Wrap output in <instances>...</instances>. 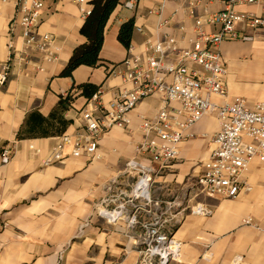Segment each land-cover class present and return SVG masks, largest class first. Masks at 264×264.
Instances as JSON below:
<instances>
[{"label": "crops", "instance_id": "1", "mask_svg": "<svg viewBox=\"0 0 264 264\" xmlns=\"http://www.w3.org/2000/svg\"><path fill=\"white\" fill-rule=\"evenodd\" d=\"M91 0H86L91 9ZM129 0L111 14L100 51L102 64L82 65L72 75L62 74L73 49L86 41L80 33L85 20L78 0H47L39 30L55 35L60 46L58 59L49 62L23 44L14 26L15 0H0V71L9 65L8 79L0 85V147L14 149L4 164L0 155V264H136L140 227L132 230L127 219L109 223L97 213L110 181L128 193L135 173L126 174V162L136 156L142 140L140 115L151 116L160 108L158 95L147 97L129 114L127 128L114 126L99 140L97 154L72 155L73 145L64 144L62 160L52 157L63 135H73L84 125L82 110L88 99L81 85L91 83L106 90L110 99L121 77L112 73L130 53L141 52L147 40L162 33L178 34L189 1H199V10L214 11L221 3L209 0H167L160 17L154 10L162 0ZM176 15L173 16V13ZM133 18L130 49L119 40L122 23ZM160 20L167 21L159 29ZM210 29V28H209ZM13 45V46H11ZM228 73L229 94L244 97L249 105L264 101V30L252 41L229 40L221 46ZM41 67L42 69H38ZM97 88V89H98ZM71 96L66 108L61 98ZM219 128L218 119L206 116L187 133L196 136L183 142L178 159L156 177L153 197L159 208L174 198L183 206L174 209L173 233L182 243L179 260L169 264H264V163L254 161L245 173L251 186L235 198L200 194L191 201L201 164L211 153L203 135ZM52 159V158H51ZM204 203L210 213L193 215L188 207ZM186 210H183L185 206ZM250 218L246 224L243 219ZM172 225V224H171Z\"/></svg>", "mask_w": 264, "mask_h": 264}, {"label": "built area", "instance_id": "2", "mask_svg": "<svg viewBox=\"0 0 264 264\" xmlns=\"http://www.w3.org/2000/svg\"><path fill=\"white\" fill-rule=\"evenodd\" d=\"M46 1L15 0L13 24L26 47L53 62L58 59L60 46L55 35L39 30ZM162 1L154 10L160 17L167 0ZM209 1L221 3L222 7L201 13L199 1H189L184 13L192 20L190 26L181 24L177 35L162 33L155 41L147 40L141 52L129 48V55L111 70V74L121 77L122 84L110 99H105L106 90L99 87L82 110L81 131L63 135L52 157L45 161L47 164L62 160L61 149L68 143L73 145V156L87 153L99 157V140L105 132L114 126L129 127V114L141 101L153 95L160 97L161 105L155 114L139 116L142 140L136 146V156L126 162V174L136 175L130 191L116 189L118 179H114L97 206V213L109 223L127 219L130 229L140 227L136 264H169L180 259L182 243L175 238L173 226L178 214L174 209L183 206V199L165 202L162 209L153 191L156 177L178 159L181 144L196 136L187 133L188 129L206 116L218 119V130L203 135L212 146L211 153L201 164L193 196L187 195V202L200 194L218 198L239 196L251 189L245 179L249 165L254 161L264 163V101L249 105L244 97L229 94L228 69L221 50L226 41H252L256 31L264 30V0ZM78 2L86 19L91 9L86 0ZM128 3L134 5L137 0ZM166 22L160 20L158 30ZM8 70V64L2 67L0 85L8 79ZM14 151L0 147L4 164L11 161ZM188 210L193 215L210 213L208 206L200 202ZM243 222L250 224L251 219L245 218Z\"/></svg>", "mask_w": 264, "mask_h": 264}, {"label": "trees", "instance_id": "3", "mask_svg": "<svg viewBox=\"0 0 264 264\" xmlns=\"http://www.w3.org/2000/svg\"><path fill=\"white\" fill-rule=\"evenodd\" d=\"M91 12L84 20L80 33L86 38V41L77 45L68 60L62 74L64 76L72 75V72L82 66L98 67L102 64L100 51L104 42L105 29L107 22L120 3V0H91ZM135 26L133 18L122 23L118 32V40L129 49L132 43V34ZM82 94L90 97L97 86L91 83H85L80 86ZM71 96L61 98L59 108H66V104L71 101Z\"/></svg>", "mask_w": 264, "mask_h": 264}]
</instances>
